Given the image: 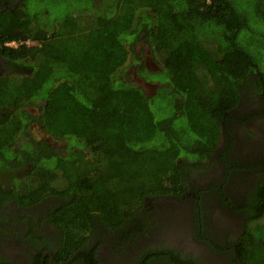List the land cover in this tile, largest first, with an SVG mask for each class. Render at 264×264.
Returning <instances> with one entry per match:
<instances>
[{"label": "trees", "instance_id": "obj_1", "mask_svg": "<svg viewBox=\"0 0 264 264\" xmlns=\"http://www.w3.org/2000/svg\"><path fill=\"white\" fill-rule=\"evenodd\" d=\"M146 50L160 68L148 67ZM0 58L9 64L0 76V185L24 205L67 198L49 215L63 232L57 262L71 264L98 221L131 227L125 238L145 232L147 200L186 194L218 161L228 174L264 168V148L247 162L234 151L238 131L239 155L264 142V0H0ZM134 75L157 82L154 92ZM193 189L197 204L217 189L246 214V229L226 242L230 264H264V173L243 203L217 183ZM156 251L170 264H199Z\"/></svg>", "mask_w": 264, "mask_h": 264}, {"label": "flooded vegetation", "instance_id": "obj_2", "mask_svg": "<svg viewBox=\"0 0 264 264\" xmlns=\"http://www.w3.org/2000/svg\"><path fill=\"white\" fill-rule=\"evenodd\" d=\"M9 64L0 58V76L8 72ZM236 130V123L231 122ZM239 141L236 140L235 156L238 159L255 161L261 158L264 142L260 138L258 141L250 143L251 156L239 155L242 150L245 138L238 131ZM243 139V140H242ZM228 138H223L221 148L224 147ZM247 150V149H245ZM261 151V152H260ZM217 169L203 176L199 174L191 179L189 190L182 196L163 195L160 200L147 206L153 212L149 213L145 225H149L145 232L133 233V236L125 238L124 232L132 230L131 227L122 229L111 228L102 221L96 222L94 233L76 251L71 254V264H143L142 260L150 257L149 264H170L164 258H158L156 248L163 252H171L177 249L184 258H196L199 264H230L231 250L227 245L230 239L229 233L233 232L235 240L244 231H239L245 222V213L235 211L229 205L223 203V196L217 189L204 195V199L197 204L194 186L207 187L213 183L224 188V193L238 203H243L247 199V194L256 179L264 173V168L255 170H244L241 172H230L221 161L217 163ZM17 176H20L21 173ZM227 178L225 179V176ZM217 175V176H216ZM217 177H219L217 179ZM216 179V180H215ZM7 183V181H5ZM3 183L0 185V192L5 199L0 203V264H67L69 262H57L53 252L58 251L62 245L63 232L55 226L49 215L52 210L60 204L66 202L67 198L58 195L43 196L31 205L20 204L15 201L14 193H9L12 186ZM7 187L8 190H7ZM220 190V189H219ZM223 195V194H222ZM1 200V199H0ZM163 209L161 212L156 211ZM148 215V213H142ZM137 215V213H135ZM242 225L241 227H239ZM199 230L200 240L190 243V236L193 230ZM246 229V228H244ZM124 231V232H123ZM205 233L208 237L217 235V240L223 242L228 248L221 251L217 247L219 244L208 241L203 237ZM232 240V239H231ZM179 242L176 245L174 243ZM235 245V244H234ZM94 252V255L92 253ZM230 258V259H229ZM193 263V262H191Z\"/></svg>", "mask_w": 264, "mask_h": 264}, {"label": "rangeland", "instance_id": "obj_3", "mask_svg": "<svg viewBox=\"0 0 264 264\" xmlns=\"http://www.w3.org/2000/svg\"><path fill=\"white\" fill-rule=\"evenodd\" d=\"M66 7H67V5H65ZM34 9H38L37 11H40V10H42V7L40 6V5H37V4H34ZM36 7V8H35ZM146 54H145V56H144V58H145V60L147 61V65H148V67L152 70V69H158V68H160L159 67V63L156 61V60H154V58L151 56V53L150 52H148L147 50H146V52H145ZM134 79L135 80H137L138 81V83L142 86V87H144V89L148 92V93H152V92H154V90H155V88L157 87V85H158V83L157 82H153V81H145V80H143L142 78H140V77H138V76H135L134 75ZM168 109V107L167 106H165V103L162 101V100H159L158 101V103L156 104V105H154V110L156 111V113L158 114V115H163L165 112H166V110ZM33 132L35 133V135H40V131H39V128H33ZM217 176V175H216ZM219 177H217V179H218ZM216 180V179H215ZM206 185H210L209 183H207ZM255 221H253V223H254ZM242 225H240L239 227H241ZM247 227V224L245 223L244 225H243V227L239 230V231H242V230H244V228H246ZM229 235H232V236H230V238L231 239H235V237H234V233L233 232H231V233H229ZM216 238H217V235L215 236ZM192 238L194 239V240H200L201 239V237L199 236V233H198V230H196V228L193 230V233L191 234V236H190V240H189V242L190 243H193L194 242V240H192ZM211 242V241H210ZM174 244H176V245H178V244H180L179 242H177V243H174Z\"/></svg>", "mask_w": 264, "mask_h": 264}, {"label": "built area", "instance_id": "obj_4", "mask_svg": "<svg viewBox=\"0 0 264 264\" xmlns=\"http://www.w3.org/2000/svg\"><path fill=\"white\" fill-rule=\"evenodd\" d=\"M10 45H17L16 42H9Z\"/></svg>", "mask_w": 264, "mask_h": 264}]
</instances>
